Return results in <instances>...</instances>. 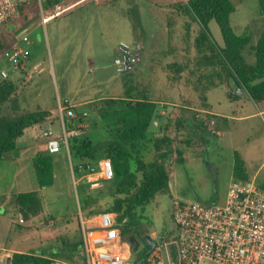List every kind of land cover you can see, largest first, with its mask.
I'll return each mask as SVG.
<instances>
[{"label":"rangeland","instance_id":"374dc122","mask_svg":"<svg viewBox=\"0 0 264 264\" xmlns=\"http://www.w3.org/2000/svg\"><path fill=\"white\" fill-rule=\"evenodd\" d=\"M231 1L237 8L231 18L235 32L239 34L245 28L255 29L251 42L254 44L264 29V17L258 13L260 10L258 0ZM35 5L34 1L26 6H30L29 10H31V15L28 13L31 17L28 22L30 26H33L34 19L38 22L40 19L45 22V25L41 24L38 31L42 40L38 44L41 50V65L35 69L33 62L21 75L20 72H13V68L6 57L2 56L0 58V71L3 68L9 75L18 76L14 79L17 85V91L14 94L16 102L7 103L4 106V113L14 116L39 109L58 110V100L72 95L75 88L78 87V79L82 77L84 78L83 87L88 86L89 90L87 91L93 93L90 95L91 97L94 95L111 96L114 93L126 96V87L130 84L137 88V94H152L155 99L165 97L164 76L158 65V59L151 55L148 58L143 57L137 40L132 34L131 27L126 28L123 25H117L112 19L98 20L100 21L99 24L92 25L95 32L94 47L97 57L92 65H82L77 67L78 70H75V73H72L73 69L68 66L66 57H64L65 59L61 58L62 56L57 57L55 51L51 32L52 23L48 20H54V14H49L45 5L34 11ZM80 14L81 12H74L69 16L71 25L77 32L75 36L76 45H78L80 35L79 29H82L80 27L82 21ZM22 17L23 15L19 19H22ZM143 21L146 22L151 38L148 49L153 53V50L157 49V43H154L152 39L154 36H151V34H155V30L151 28L149 19H143ZM219 29L218 24L214 22L212 33L216 41L222 44V37L218 34ZM27 30H30V28H27ZM31 37L34 41V31L31 32ZM73 37L74 34H71L68 40ZM158 37L160 36L157 34L156 38L158 39ZM37 41L39 42V39ZM120 41H126L132 45L136 60L135 70L125 75L116 73L113 66V60L116 56L115 47ZM31 48L34 55V45ZM244 54L248 63H255V55L250 47L245 50ZM167 58H170L169 55H167ZM188 76L187 71L183 73L182 80L179 83L181 88L178 93L184 99L192 101L191 96L194 97L198 93L195 90V77L190 81L187 79ZM164 80H166L165 83H169L166 78ZM116 84L120 86L119 90L115 88ZM233 84L231 80V85L233 86ZM207 96L215 111L243 118L230 120L228 124H223L222 135L218 138L215 147L209 148V140L200 137L197 139L192 138L193 140L189 137L191 142L187 141V137L186 140H178L173 152L177 154L176 151L180 148L183 161H178L179 156L177 154L176 158L173 156L167 162L171 174L169 193L157 194L145 212L139 216V221L142 224V235L149 236L151 233H156L158 240L172 254H175L176 250L174 245H170V241L175 237L172 223L174 199L199 201L205 204H223L230 186L236 181L234 178L236 153H239L245 161L246 172L250 175L249 180L253 179L256 183L264 185V113H258L259 110L264 109V100L254 102L247 92L242 95V100H230L227 98V88L224 85L213 87L207 92ZM86 111L88 114L84 116V124H87L88 127L80 129L82 135L89 136L96 143L112 139L114 133L111 132L105 119L98 113L93 104L89 108L87 107ZM75 114L77 115L76 112ZM65 123L66 129H71L70 122L67 119H65ZM75 125L76 128L79 127L78 123ZM59 132L62 134V127ZM184 133H188V131L186 130ZM152 158L153 154L147 156V160ZM58 175L54 186L40 189V195L46 203L42 218L52 215L57 220L56 226L53 228L57 230L50 234L44 233L43 237L40 238L39 241L43 242V247H55L61 244L58 239L60 236L58 229L61 227L71 229V233H66L64 237L78 236L77 228L80 214H84V217H86L88 209L101 210L100 212H102L113 204V196L107 193L109 181L102 182L98 187H91L83 180L75 186L72 166L67 158L64 160V167L59 166ZM75 177L78 178V175L76 174ZM83 185L88 187L92 199L90 205H86L83 198ZM37 188L39 190V187ZM32 222L31 220L29 224H32ZM31 233L34 235V230ZM141 240L142 247L137 252H131L129 256L130 263L139 262L138 257L144 255L149 247L144 238L141 237ZM30 245L34 247V238L23 247L27 248Z\"/></svg>","mask_w":264,"mask_h":264},{"label":"crops","instance_id":"0c3cea01","mask_svg":"<svg viewBox=\"0 0 264 264\" xmlns=\"http://www.w3.org/2000/svg\"><path fill=\"white\" fill-rule=\"evenodd\" d=\"M34 1L36 3L34 11H37L39 7L41 8L42 5H45L49 14H54L55 19L51 21L50 19L48 20L52 23L51 32L53 34L55 51L57 57H66L68 60V66L73 69L72 73H75V70H78L77 67H81L82 65H92L97 57L94 47L95 32L92 25L99 24L100 21L98 20L112 19L117 25H123L126 28L131 27L132 34L137 40L139 50L143 57L148 58L151 55L158 59V65L163 72V76L169 81V83H165L166 80L163 78L166 91L164 98L155 99L152 97V94H137V88H135L133 84L127 85L126 96H129V91H131L130 93L133 96L143 95L151 102L158 105V110L162 116L165 118L169 116L172 119V124L167 130V135L173 140V147H176L178 140H186V137L187 140H190V138L191 140L199 137L202 138L199 132L189 126L181 125L178 127L176 124L180 116L185 119H190L192 116H196L203 111V115L209 114L217 117L211 121V130L216 135V139L210 144L209 148L216 146L218 138L222 135L223 124H228L230 120L243 118L215 111L209 102L208 96L207 103L209 106L204 107L199 94H196L194 97L191 96L192 101H189L188 99H184L178 93V90L181 88L179 83L182 80L184 72H188V80L192 81L194 77V81L197 80V72L195 71L197 59L195 38L200 31V23L193 20L189 13L188 8L190 7L191 0H43L41 4L38 3V0H33V2ZM29 9L30 6H24L25 13H27ZM74 12H81L80 15L82 17L80 23L82 29H79L81 36L79 35L78 45H76L77 40H75L77 32H75L76 29L71 25L72 23L70 22L69 17ZM258 13L260 14V12ZM136 14L140 17L142 24V29L138 31L133 28L132 22V18ZM20 16V13H18V15L7 24L0 26V39L7 43L8 49L19 44L26 46L30 51L27 69L33 62L34 68L36 69L41 65V50L38 44H40L42 40L38 31L41 24L43 23L45 25V22L41 19L39 22L34 19L33 26H30V24L26 25V23L22 25V19H19ZM143 19H149L151 28L155 30V34H151V36H154V38H152L154 43H157V49L153 50V53L148 49L151 38L145 24L146 22L143 21ZM214 22L215 20H212L209 23L211 33ZM27 28H30V30H27ZM251 30L254 36L255 29ZM32 31H34V41L31 37ZM218 32L219 36L222 37L220 29ZM71 34H74V37L68 40ZM157 34L160 36L158 39L156 38ZM24 36L29 37L30 42L28 44L22 42ZM37 39H39V42ZM256 42L254 44H256ZM32 45H34V55L33 49L31 48ZM220 45H223V43ZM116 48L117 45L115 47V54L117 53ZM167 55H169V59L167 58ZM172 55L173 57H171ZM182 64L188 65V68L182 71L179 69L177 70V67ZM2 70L5 69L2 68L1 71ZM25 71L20 72V74L25 73ZM13 72L17 73V71L14 70ZM9 77L10 78L7 79H11L15 82L14 79L18 76L10 74ZM82 78L78 79V87L75 88V92L72 95L58 100V106L59 102L67 100L72 105L74 112H80L83 116H87L88 113L86 109L93 103L107 98L124 97L115 93L111 96L105 97L96 95L91 97L90 95L93 93L87 91L89 90L88 86L85 88L83 87L84 78ZM2 80L3 78L0 74V82ZM119 87L118 84L115 85L117 90H119ZM235 100H242V95ZM46 111L49 112L46 120L32 127L26 128L23 135L17 139L16 148L4 152L0 160V264H11V261L8 262V259L11 258L12 260L14 253H34V256L51 260V264L56 260L62 261L65 264H84L79 225L77 228L79 233L76 237H64L66 233H71V229L69 230L67 227L59 228L58 232L60 231V236L58 239L61 244L58 246L43 247V242L39 241L44 233L50 234L57 230L53 229L56 226L57 220L52 215H48L47 217L44 216L42 218L46 203L40 195L41 187L34 166V158L40 155H51L53 157L55 165V180L52 186L55 185L59 176V166L64 167L65 158L70 161L72 166L71 156L65 149V153L62 150L58 154H50L47 151L46 139L42 136V131L50 128L54 130L56 134H60L59 129H61L62 123L59 110L51 109ZM258 113H264V109L259 110ZM84 123L79 124V128H87L88 125ZM154 125H157V122H154ZM182 130H187L188 133H184L185 131L183 132ZM37 187H39V190ZM28 192L39 193L42 200V211L39 215L32 216L27 220L23 216L24 222L21 223L18 218L21 212L18 211L16 196ZM100 211L101 210L93 211V209H88L86 211V217L90 218L100 213ZM104 211H106V209H104ZM80 215L84 216V214ZM31 220L33 222L32 224H29L31 223ZM40 229H42V231H40ZM32 230H34V235L31 233ZM32 238H34V247H31L30 245L29 247L24 248L23 245L29 244ZM152 250L149 249V252L147 253L148 256Z\"/></svg>","mask_w":264,"mask_h":264},{"label":"trees","instance_id":"16d2710c","mask_svg":"<svg viewBox=\"0 0 264 264\" xmlns=\"http://www.w3.org/2000/svg\"><path fill=\"white\" fill-rule=\"evenodd\" d=\"M260 15L264 17V0H258ZM24 6L19 8L23 15L21 24H28L30 10L25 13ZM192 19L200 23V31L195 38L197 80L195 90L199 94L204 107H208L207 92L214 86L223 84L227 88V97L231 100L240 98L235 94L237 85L249 94L255 101L264 100V29L256 44L252 45L253 33L251 28H245L237 34L231 24V16L236 7L231 0H191L188 8ZM28 13L30 15H28ZM215 20L218 24L223 45H220L211 33L209 23ZM133 28L142 29L141 19L136 14L132 18ZM250 46L255 55V63L247 62L244 54ZM8 49L6 42L0 39V57ZM177 66V65H175ZM188 65L182 64L177 70H185ZM233 81V86L231 85ZM17 91L16 83L11 79L0 82V160L4 152L16 148V141L26 128L42 123L49 112L36 110L19 115L4 113V106L15 103L14 94ZM122 98H107L93 103L98 113L105 119L111 132L112 139L104 142H94L87 135L70 138L69 152L72 168L75 172L80 166H96L101 159L111 160L114 169V178L107 185V193L113 196V204L106 211L116 212L119 221H124L123 234L128 236L131 230L141 232L142 224L139 221L157 194H167L170 191V172L167 162L173 153V140L167 135L172 119L161 115L158 105L143 95ZM217 117L204 114L201 118L192 116L185 119L182 116L177 120V126L186 125L196 130L202 139L209 140V144L216 139L211 130V121ZM85 117L77 113L70 121V128L75 124H82ZM157 122V126H154ZM191 142L190 140H187ZM178 161L182 160L180 148L176 151ZM153 154L151 160L147 156ZM40 187L52 186L55 180V165L51 155H40L34 158ZM234 178L236 181H247L244 159L239 153L235 154ZM260 185V184H259ZM264 188V185H260ZM86 188V189H85ZM88 187L83 185L82 194L86 205L91 204ZM18 211L25 219L37 216L42 211V200L38 192L21 193L16 196ZM150 247L139 262L147 258ZM46 258L34 256V253H14L11 264H51Z\"/></svg>","mask_w":264,"mask_h":264},{"label":"built area","instance_id":"2783aa9c","mask_svg":"<svg viewBox=\"0 0 264 264\" xmlns=\"http://www.w3.org/2000/svg\"><path fill=\"white\" fill-rule=\"evenodd\" d=\"M32 2L0 0V26L15 18L21 5ZM42 2L38 0V3ZM22 42L28 44L29 37L24 36ZM116 49L113 60L116 73L133 72L136 60L132 45L120 41ZM3 56L14 71L24 72L30 51L19 44L6 49ZM0 74L3 79L9 78L6 70ZM58 110L62 134L48 128L42 131V136L50 154H58L64 149L70 154V138L81 135L82 131L79 127L66 129L65 119L71 121L77 116L67 100L59 102ZM203 113L201 111L196 117L201 118ZM176 155L173 152L171 158ZM72 173L75 186L85 180L91 187H98L114 178L113 164L108 158L99 160L96 166H80L77 172L72 168ZM18 218L19 222H24L21 213ZM172 223L175 237L170 245L175 246V254L151 233L149 237L155 243L154 249L145 260L135 264H264V188L255 180L233 182L223 204L174 199ZM123 227L124 221L118 220L116 212L102 211L90 218L79 215L84 264H133L129 261L132 246L123 234ZM53 264L65 263L56 260Z\"/></svg>","mask_w":264,"mask_h":264},{"label":"water","instance_id":"95a60500","mask_svg":"<svg viewBox=\"0 0 264 264\" xmlns=\"http://www.w3.org/2000/svg\"><path fill=\"white\" fill-rule=\"evenodd\" d=\"M234 93L235 94H239V95H243L244 94V90L241 88L240 85H237L236 89L234 90ZM128 240H129L131 245L135 244V246L133 248V251L137 252L138 249H139V243H137L133 237H128ZM144 240H145L146 243L149 244L151 250L154 249L155 243L152 241V239L149 236H146L144 238ZM10 261H11V258L8 259V262H10Z\"/></svg>","mask_w":264,"mask_h":264},{"label":"flooded vegetation","instance_id":"af4514ba","mask_svg":"<svg viewBox=\"0 0 264 264\" xmlns=\"http://www.w3.org/2000/svg\"><path fill=\"white\" fill-rule=\"evenodd\" d=\"M128 237H133L135 239V241L137 243H139V249L142 247V238H145L146 236L142 235L141 232H138L137 230H131L130 232H128ZM135 244L132 245V247L134 248ZM138 249V250H139Z\"/></svg>","mask_w":264,"mask_h":264}]
</instances>
